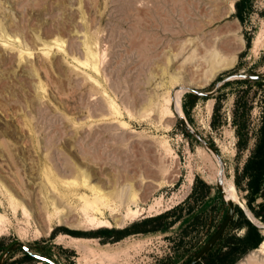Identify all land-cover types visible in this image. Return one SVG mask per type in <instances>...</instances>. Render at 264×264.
I'll return each mask as SVG.
<instances>
[{
	"label": "rangeland",
	"instance_id": "rangeland-1",
	"mask_svg": "<svg viewBox=\"0 0 264 264\" xmlns=\"http://www.w3.org/2000/svg\"><path fill=\"white\" fill-rule=\"evenodd\" d=\"M236 2L0 0V255L13 242L54 264H186L196 254L226 214L219 166L179 116L164 115L165 99L177 86L210 92L228 76L264 75V0H245L240 20ZM238 80L210 97L183 91L181 112L219 156L233 207L263 225L240 172L264 81ZM237 98L249 107L237 112L241 149ZM260 234L234 264H264ZM2 264L44 263L15 248Z\"/></svg>",
	"mask_w": 264,
	"mask_h": 264
},
{
	"label": "trees",
	"instance_id": "trees-1",
	"mask_svg": "<svg viewBox=\"0 0 264 264\" xmlns=\"http://www.w3.org/2000/svg\"><path fill=\"white\" fill-rule=\"evenodd\" d=\"M244 2L245 0H237L234 5L235 16L239 20ZM237 83H248V80H238ZM253 83L259 84L260 82L255 81ZM238 100L239 99L237 98L235 101L232 123L234 125L236 147L237 149H241L246 144V135L242 132L244 120L238 118L237 112L240 111V114L243 115L249 107L245 108V104L240 105ZM261 104L262 111L260 126L256 133L252 149L250 150L249 156L242 166L240 173L241 176L247 180L246 207L253 217L259 221H264V94L261 99ZM182 131L186 135H190L183 127ZM235 185H238L237 180L235 181ZM257 200L259 202L256 204V210H254L251 204ZM232 229L242 230V235L240 237L229 235L228 231ZM261 230L262 229H260V231ZM260 231L248 220H246L240 209L233 207L232 218L226 228V231L197 264H234L238 258L242 257L247 252L256 249L262 244L263 236L260 234ZM100 234L105 237L109 235V232L102 231ZM118 236V234H115L114 236L112 235L111 238L114 239ZM24 255L28 257L26 254Z\"/></svg>",
	"mask_w": 264,
	"mask_h": 264
},
{
	"label": "water",
	"instance_id": "water-1",
	"mask_svg": "<svg viewBox=\"0 0 264 264\" xmlns=\"http://www.w3.org/2000/svg\"><path fill=\"white\" fill-rule=\"evenodd\" d=\"M233 78H239V79H245V80H252V81H264V75H256V76H248V75H232L228 76L221 80L220 83L216 84L214 88L210 92H198L196 90L190 89V88H184L183 90L187 93H190L192 95L198 96V97H210L216 94L219 90V87L222 86L225 82L233 79ZM181 124L183 125L184 129L192 136L194 137L199 143H201L206 150L210 152V154L214 157V159L218 163V171L217 176L215 178V188L216 191L223 202V204L226 207V214L220 224V226L217 228V230L214 232V234L208 239V241L196 252V254L186 263V264H197L201 258L213 247V245L219 240V238L223 235L225 232L233 214V203L231 200H226L223 195V189H222V168L219 161V156L217 155L216 151L207 144L196 132H194L189 125L187 124L186 120L183 117H177ZM245 217L247 218L245 212H243ZM248 219V218H247ZM248 221L253 224L249 219ZM256 228H258L255 224H253ZM19 248L24 254H26L28 257L32 258L33 260H36L38 262L44 263V264H54L50 260L39 256L33 252L30 251L29 248H27L25 245L21 244L20 242H13L10 244L0 255V264L3 263L4 257L13 249Z\"/></svg>",
	"mask_w": 264,
	"mask_h": 264
},
{
	"label": "bare ground",
	"instance_id": "bare-ground-1",
	"mask_svg": "<svg viewBox=\"0 0 264 264\" xmlns=\"http://www.w3.org/2000/svg\"><path fill=\"white\" fill-rule=\"evenodd\" d=\"M184 88H188V87H174L173 88V91L172 92H169L168 96L166 97L165 99V102H166V109L164 110V115H166L167 117L169 118H174L175 116H179V117H182V112H181V106H180V99H181V94L182 92L184 91L183 89ZM210 103H209V107H210ZM163 115V114H162ZM232 188V185L231 183H225V182H222V189H223V195H224V198L226 200H231L232 202L235 201L234 199V194L231 193L230 191H228L229 189ZM100 193V192H99ZM101 194V193H100ZM105 195V194H103ZM107 195V194H106ZM131 195V194H130ZM113 196V195H112ZM118 196V195H117ZM99 197V196H98ZM118 197H121V196H118ZM117 197V198H118ZM110 198V197H108ZM132 198V197H131ZM101 199V198H100ZM102 201V200H101ZM107 201V200H106ZM105 201V202H106ZM111 201V200H110ZM86 204V203H85ZM90 207H93V209L95 208L94 206V202H90L89 203ZM103 206V205H102ZM110 206V205H109ZM97 208V207H96ZM243 208V207H242ZM90 209V208H89ZM92 209V208H91ZM90 209V210H91ZM245 214L247 215L248 219L253 223L255 224L258 229H262L264 230V224L262 225L261 223L257 222L256 220H254L250 214L243 208ZM22 211H23V214L26 215V216H29V213L27 211V209L25 207H22ZM97 211V210H96ZM99 211V210H98ZM101 212V211H100ZM93 213V212H92ZM91 213V214H92ZM136 215V214H135ZM125 216V215H124ZM101 218V217H100ZM125 218V217H124ZM133 218V217H132ZM131 218V219H132ZM94 220V219H93ZM92 220V221H93ZM126 220V219H125ZM129 220V219H128ZM1 221H2V217L0 216V224H1ZM111 221V220H110ZM117 225L120 226V224L122 223V221H120V219H114L113 220ZM99 222V221H98ZM126 222V221H125ZM93 223V222H91ZM98 227H104L105 225H103V222H99V224H97ZM96 225V226H97ZM124 226V225H122ZM49 231V230H48ZM1 232V230H0Z\"/></svg>",
	"mask_w": 264,
	"mask_h": 264
}]
</instances>
